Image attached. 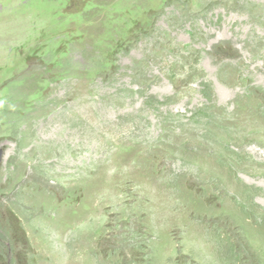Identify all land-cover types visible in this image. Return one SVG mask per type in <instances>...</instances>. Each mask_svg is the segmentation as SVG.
Returning <instances> with one entry per match:
<instances>
[{
  "label": "rangeland",
  "instance_id": "obj_1",
  "mask_svg": "<svg viewBox=\"0 0 264 264\" xmlns=\"http://www.w3.org/2000/svg\"><path fill=\"white\" fill-rule=\"evenodd\" d=\"M0 264H264V0H0Z\"/></svg>",
  "mask_w": 264,
  "mask_h": 264
},
{
  "label": "water",
  "instance_id": "obj_2",
  "mask_svg": "<svg viewBox=\"0 0 264 264\" xmlns=\"http://www.w3.org/2000/svg\"><path fill=\"white\" fill-rule=\"evenodd\" d=\"M2 151H0V159H1Z\"/></svg>",
  "mask_w": 264,
  "mask_h": 264
}]
</instances>
